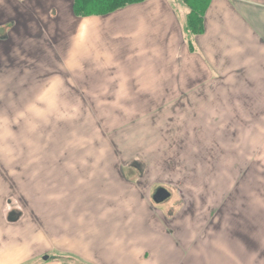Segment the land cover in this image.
Instances as JSON below:
<instances>
[{"label":"crops","instance_id":"0c3cea01","mask_svg":"<svg viewBox=\"0 0 264 264\" xmlns=\"http://www.w3.org/2000/svg\"><path fill=\"white\" fill-rule=\"evenodd\" d=\"M73 4L0 0V30L9 27L0 34V57H33L34 36L50 43L58 58L89 57L87 72L80 75L87 84L73 75L74 86L87 89L73 92L110 104L105 109L173 110L169 117L163 113L167 119L132 125L156 134L159 142L177 135L204 149L211 144L224 150L225 140L240 136L234 126L245 131L253 125L251 133L264 127V0H210L199 34L186 30L190 8L181 0H144L92 16H77ZM180 110L209 111L208 118L195 120H212L215 127L203 138L177 124ZM227 126L233 128L226 132ZM151 170L149 165L66 167L62 181H41L39 189L31 183L29 206L17 220L6 213L11 194L3 193L0 264H42L46 254L57 255L56 264H64L66 256L81 264H264L250 244L210 236L200 218L187 216L186 202L175 194L179 187L163 184L171 196L155 203L161 185L153 188L146 181ZM173 200L184 206L185 217L168 212ZM231 217L240 221L239 214ZM203 221L208 224L207 217ZM197 222L200 230L193 228Z\"/></svg>","mask_w":264,"mask_h":264},{"label":"rangeland","instance_id":"374dc122","mask_svg":"<svg viewBox=\"0 0 264 264\" xmlns=\"http://www.w3.org/2000/svg\"><path fill=\"white\" fill-rule=\"evenodd\" d=\"M181 1L188 6L189 0ZM7 32L8 26L0 30V34ZM35 38L33 57H0V199L3 193L11 194L4 203L6 213L21 215L29 206L26 197L32 193L31 183L39 189L41 181L67 177L62 173L66 167L149 165L155 173L147 174L146 181L155 184L153 188L163 184L179 187L175 194L182 197L180 203L186 202L187 216L193 214L195 221L200 218L208 235H223L242 247L250 244L260 257L258 262L264 261V137L259 135L264 127L255 126L251 133L253 125L244 127L245 131L234 126L240 136L225 140L224 150L211 144L204 149L200 142L181 141L177 135L172 141H156V134L145 135L142 126L132 125L152 117L167 119L163 113L173 110L105 109L110 104L92 103L89 95L73 92L87 89L80 75L87 72L89 57L58 58L50 43ZM79 58L83 65L79 66ZM73 75L86 82V87L74 86ZM94 97L103 99L104 95ZM176 112L182 118L177 124L189 126L203 138L215 127L212 120H195L201 115L208 118L209 111ZM226 128L228 132L233 127ZM134 130L138 132L127 135ZM219 144L224 146L221 137ZM173 201L168 203V212L185 217L184 206ZM233 214H239L240 221ZM193 228L200 230V223ZM42 259V264H56L58 258L46 254ZM63 261L81 264L70 256Z\"/></svg>","mask_w":264,"mask_h":264},{"label":"trees","instance_id":"16d2710c","mask_svg":"<svg viewBox=\"0 0 264 264\" xmlns=\"http://www.w3.org/2000/svg\"><path fill=\"white\" fill-rule=\"evenodd\" d=\"M73 10L77 16L107 15L128 5L144 0H73ZM190 13L186 30L194 34L203 31V17L210 0H189ZM197 24V25H196ZM18 216L13 217L16 219Z\"/></svg>","mask_w":264,"mask_h":264},{"label":"water","instance_id":"95a60500","mask_svg":"<svg viewBox=\"0 0 264 264\" xmlns=\"http://www.w3.org/2000/svg\"><path fill=\"white\" fill-rule=\"evenodd\" d=\"M170 196L171 192L167 188L160 186L156 189L153 195V200L155 203L159 204L169 199ZM45 259H48V257H45Z\"/></svg>","mask_w":264,"mask_h":264}]
</instances>
